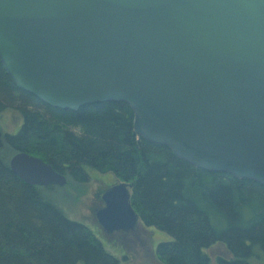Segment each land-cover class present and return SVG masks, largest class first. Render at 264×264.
Masks as SVG:
<instances>
[{
  "label": "water",
  "instance_id": "water-1",
  "mask_svg": "<svg viewBox=\"0 0 264 264\" xmlns=\"http://www.w3.org/2000/svg\"><path fill=\"white\" fill-rule=\"evenodd\" d=\"M0 60L52 107L124 101L142 138L264 185V0H0ZM9 165L31 185L68 182L30 153ZM131 188L101 194L104 232L141 223Z\"/></svg>",
  "mask_w": 264,
  "mask_h": 264
},
{
  "label": "trees",
  "instance_id": "trees-1",
  "mask_svg": "<svg viewBox=\"0 0 264 264\" xmlns=\"http://www.w3.org/2000/svg\"><path fill=\"white\" fill-rule=\"evenodd\" d=\"M19 108L17 133L0 127V264H119L96 233L70 219L10 165L18 151L42 157L67 183H86L87 167L132 186L131 204L145 227L170 236L155 253L164 264H212L207 249L223 244L217 264H249L264 254V185L229 172L200 169L133 127L124 101L59 109L20 89L0 60V112Z\"/></svg>",
  "mask_w": 264,
  "mask_h": 264
},
{
  "label": "rangeland",
  "instance_id": "rangeland-1",
  "mask_svg": "<svg viewBox=\"0 0 264 264\" xmlns=\"http://www.w3.org/2000/svg\"><path fill=\"white\" fill-rule=\"evenodd\" d=\"M23 114L19 108L7 107L0 112V127L3 132L17 133L23 124ZM90 179L86 183L71 182L51 189L45 188L46 197L54 201L57 206L72 220L85 223L98 235L106 249L115 255L119 264H164L155 253L161 241H167L170 236L155 228L145 227L139 223L132 232H104L96 218V212L103 206L101 194L111 185L122 182L111 172H100L87 167ZM46 187V186H44ZM42 187V188H44ZM212 264H217L218 255L230 256L223 244H217L207 249ZM249 264H264V254L257 251Z\"/></svg>",
  "mask_w": 264,
  "mask_h": 264
},
{
  "label": "flooded vegetation",
  "instance_id": "flooded-vegetation-1",
  "mask_svg": "<svg viewBox=\"0 0 264 264\" xmlns=\"http://www.w3.org/2000/svg\"><path fill=\"white\" fill-rule=\"evenodd\" d=\"M110 188V187H109ZM107 190V189H106ZM103 204H104V202H103ZM118 232H123V231H118ZM126 232V231H125ZM132 232V231H131ZM113 234H115V233H113Z\"/></svg>",
  "mask_w": 264,
  "mask_h": 264
},
{
  "label": "bare ground",
  "instance_id": "bare-ground-1",
  "mask_svg": "<svg viewBox=\"0 0 264 264\" xmlns=\"http://www.w3.org/2000/svg\"><path fill=\"white\" fill-rule=\"evenodd\" d=\"M28 184V183H27ZM31 185V184H30ZM34 186H36V185H34ZM42 186V185H41ZM41 186H37V187H41ZM49 186V185H48ZM42 187H44V186H42Z\"/></svg>",
  "mask_w": 264,
  "mask_h": 264
}]
</instances>
